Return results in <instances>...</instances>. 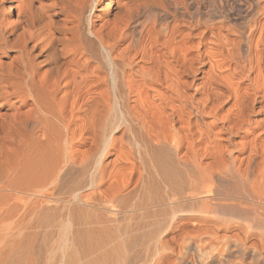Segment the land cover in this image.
Here are the masks:
<instances>
[{
  "label": "bare ground",
  "instance_id": "obj_1",
  "mask_svg": "<svg viewBox=\"0 0 264 264\" xmlns=\"http://www.w3.org/2000/svg\"><path fill=\"white\" fill-rule=\"evenodd\" d=\"M100 1L0 0V224L264 264V0Z\"/></svg>",
  "mask_w": 264,
  "mask_h": 264
},
{
  "label": "rangeland",
  "instance_id": "obj_2",
  "mask_svg": "<svg viewBox=\"0 0 264 264\" xmlns=\"http://www.w3.org/2000/svg\"><path fill=\"white\" fill-rule=\"evenodd\" d=\"M108 2V0L100 1L96 12L97 16H99V19L105 14L104 7ZM194 91L195 87L194 89H190L189 93L193 94ZM229 108L230 105H227V107L224 108L222 116L227 115ZM86 176L87 178L89 177L88 175H84V177ZM87 178H85V180H87ZM87 192V190L84 191V193ZM146 193H148V191ZM145 196L147 197V195ZM158 214L159 215L154 213L152 215V213H150L149 215H146L148 219L147 217L141 215V217H136L138 215H134L133 217L130 216L128 218L132 217V220H128V218H126L127 220H122L121 223L118 222V227L114 226L111 230L112 236L110 235V238L105 236V239H103V237L100 240L101 242L99 241V238H93L95 241L91 238L88 240L87 238L84 240L78 239L75 240L76 242H74V240L71 238L69 239V237H71L69 235L72 229L69 227L67 228V226H69L67 225V220L65 221L58 219L60 222L58 220H56V222L53 221V223L50 225L51 228L49 227L50 230L46 228L47 230L45 229L43 231L41 238L39 237L40 239L38 240V236H35V230H32L33 227L27 226L26 228H29L30 231L28 230V232L26 230V232V228L20 226L24 229L21 230L18 223L15 222L16 224H12L14 223L12 221V223L6 222L3 223V227L2 224H0V264H131L132 262H134V264H138V261L141 263L144 260V262L147 264V259H145V257L148 256L147 258H149L154 247L159 244L157 240L154 241L148 237L150 235V231L153 233L155 231L157 232V225H160L159 223L161 222L158 220L162 219L165 215L164 212ZM149 216H151V218ZM61 221H64V223L66 222V224ZM145 221H147V223ZM155 222H157L156 226H154ZM58 223L61 224L58 225ZM149 224H152L153 227H149ZM68 230L69 234L67 233ZM125 232H129L130 234ZM124 233L127 234V236H124ZM190 254L191 253L184 256L186 261L191 259ZM130 255H135L138 257H135L137 263L135 262V258L132 260L134 256L131 258ZM139 257H141L143 260ZM127 258H129V260H127Z\"/></svg>",
  "mask_w": 264,
  "mask_h": 264
}]
</instances>
